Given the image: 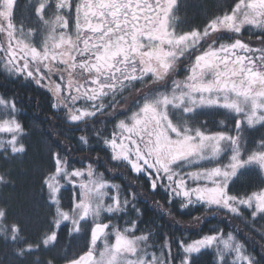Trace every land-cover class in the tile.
Here are the masks:
<instances>
[{
    "label": "snow or ice",
    "instance_id": "6c2138e0",
    "mask_svg": "<svg viewBox=\"0 0 264 264\" xmlns=\"http://www.w3.org/2000/svg\"><path fill=\"white\" fill-rule=\"evenodd\" d=\"M186 6L28 0L17 20V0H0V74L44 88L52 112L40 122L47 127L35 126L48 159L38 196L24 213L0 203L13 262L44 252L54 253L44 264H206L212 249V264H264V0H230L203 25L188 24ZM22 111L15 94L0 93L5 159L28 152ZM69 133L75 146L57 139ZM77 152L87 153L79 166ZM145 185L164 193L154 201L159 216L199 207L247 230L177 239L145 221Z\"/></svg>",
    "mask_w": 264,
    "mask_h": 264
},
{
    "label": "trees",
    "instance_id": "16d2710c",
    "mask_svg": "<svg viewBox=\"0 0 264 264\" xmlns=\"http://www.w3.org/2000/svg\"><path fill=\"white\" fill-rule=\"evenodd\" d=\"M187 5L180 12V15L186 18L190 25H203L206 20L215 14H219L220 9L230 3V0H184ZM28 0H17L16 17L17 20L27 15ZM245 38L251 37V40L256 41L255 33H245ZM7 92L15 94L21 101L23 111L20 113L21 121L29 127L32 134L25 140L28 146L26 155H20L13 159L9 157L5 159L0 156V174L7 173V186L0 184V203L7 201L18 212H27L33 203V197L38 196L40 187V172L48 167V159L44 151L42 138L38 132L35 131V126L40 125L43 129L47 124L40 122L45 117H51L52 112L49 110V94L48 92L34 83H28L26 80L8 79L5 75L0 74V93ZM202 120L209 121V127H213L211 122L213 117L205 114L201 117ZM225 119L223 116H216L215 120ZM58 123V122H57ZM76 135L80 133L76 131ZM57 139L64 143H69L75 146V140L71 138V133L61 135ZM87 155V153L77 152L73 154V162L79 166V156ZM121 172L123 169L120 170ZM116 182L121 184H128V181L123 176L117 174ZM255 178H246L244 188L254 186ZM133 191L137 189L132 188ZM140 198L139 206L145 212L144 219L148 222H157L161 226V230L165 233L175 236L177 239H183L191 242L200 239L203 235L208 234L209 229L220 227L231 231L235 228L237 231L247 230L246 225L239 219L233 220L231 217L225 218L222 216L206 215L199 207L189 210L174 209L175 220L167 216L157 215L154 207V201L164 203V193L153 194L151 190L145 185L139 188ZM67 193L65 196L67 197ZM145 195L148 199H145ZM44 216V212L39 214ZM193 216H205L199 224L192 222ZM178 220L180 223H176ZM39 227V221H37ZM258 239V237H257ZM69 240L67 237L61 240V249L68 248ZM79 247L75 243L72 244V252H79ZM54 253L38 252L34 255L28 256L22 262H13L10 255V249L4 247L3 241L0 240V261H8V264H44L47 259H51ZM206 264H212V251L207 250V256L204 257Z\"/></svg>",
    "mask_w": 264,
    "mask_h": 264
},
{
    "label": "rangeland",
    "instance_id": "374dc122",
    "mask_svg": "<svg viewBox=\"0 0 264 264\" xmlns=\"http://www.w3.org/2000/svg\"><path fill=\"white\" fill-rule=\"evenodd\" d=\"M247 39V38H246ZM253 43H255V41L252 40ZM0 135H3V134H0ZM209 251H212V249H208Z\"/></svg>",
    "mask_w": 264,
    "mask_h": 264
}]
</instances>
